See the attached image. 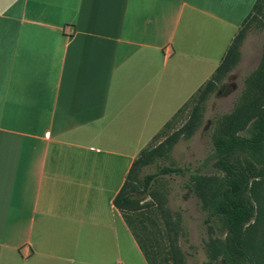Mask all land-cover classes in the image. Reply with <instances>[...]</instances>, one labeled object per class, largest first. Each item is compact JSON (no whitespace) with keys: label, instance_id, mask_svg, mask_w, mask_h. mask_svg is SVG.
<instances>
[{"label":"crops","instance_id":"crops-1","mask_svg":"<svg viewBox=\"0 0 264 264\" xmlns=\"http://www.w3.org/2000/svg\"><path fill=\"white\" fill-rule=\"evenodd\" d=\"M257 0H0V264H149L114 198Z\"/></svg>","mask_w":264,"mask_h":264},{"label":"trees","instance_id":"trees-1","mask_svg":"<svg viewBox=\"0 0 264 264\" xmlns=\"http://www.w3.org/2000/svg\"><path fill=\"white\" fill-rule=\"evenodd\" d=\"M263 12L264 0H257L214 74L154 138L178 122L191 104L186 122L159 144L140 151L114 198L149 264H185L186 253L179 244L185 234L179 214L166 206L161 182L166 175L187 173L190 192L207 212L208 228L222 234L206 243L208 260L203 264H216L217 260L218 264H264V45L260 63L245 78L234 110L222 117L212 134L214 152L203 166L212 162L219 173L193 172L171 161L174 146L201 127L206 101L239 63L242 43L253 22L264 26ZM244 131L248 134H242ZM152 165L156 170L147 172ZM148 196L150 201H146ZM158 214L163 228L157 222Z\"/></svg>","mask_w":264,"mask_h":264},{"label":"rangeland","instance_id":"rangeland-1","mask_svg":"<svg viewBox=\"0 0 264 264\" xmlns=\"http://www.w3.org/2000/svg\"><path fill=\"white\" fill-rule=\"evenodd\" d=\"M264 14V12H263ZM264 45V26L259 21L253 22L241 46V58L237 66L218 83L215 91L205 103V112L201 127L188 140L182 139L171 152V161L176 166H188L200 173L218 174L212 162L203 166V161L214 152L212 134L219 121L226 114L231 113L238 102L244 88L245 78L253 72L260 63ZM191 104L188 105L180 120L156 136L149 146L159 144L165 135L170 134L182 126L189 117ZM247 135V132H242ZM169 163V162H165ZM154 165L146 169L155 171ZM189 173L185 175H166L162 179L164 201L174 213L179 214L184 237H180L179 244L186 253L185 264H203L208 260L206 243L213 238L221 237L219 232L209 229L205 222L207 212L202 208L200 199L189 190ZM150 201L148 196L146 201ZM157 222L162 226V217L158 214ZM163 228V226H162ZM165 238L162 239L164 241ZM251 240H253L251 238ZM165 243L168 244V241ZM256 249V247H255ZM218 260L216 264H218Z\"/></svg>","mask_w":264,"mask_h":264}]
</instances>
